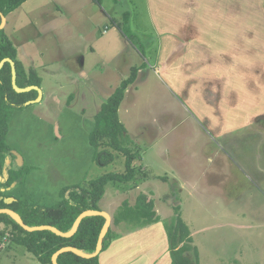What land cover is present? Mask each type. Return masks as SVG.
Here are the masks:
<instances>
[{"label": "rangeland", "instance_id": "rangeland-1", "mask_svg": "<svg viewBox=\"0 0 264 264\" xmlns=\"http://www.w3.org/2000/svg\"><path fill=\"white\" fill-rule=\"evenodd\" d=\"M240 1L25 2L13 16L15 25L22 28L18 36L28 40L21 50L16 49L17 59L28 71L45 66L38 70L44 78V98L22 109L9 108L6 143L15 158L9 157L6 165L29 170L5 193L11 200L17 196L31 204L53 206L39 195L59 184L53 182L55 169L45 161L58 158L61 148L70 150L77 120L91 121L98 104L106 102L124 78L132 75L128 70L134 65L142 72L137 74L136 86L130 85L125 93L120 120L141 136L136 152L148 150V160L163 166L161 170L145 167L144 173L140 160L132 162L135 178L146 177L144 189L149 194L151 189L152 198L138 190L141 182L135 188H131L133 182L107 185L99 206L111 215L116 241L102 258L118 251L120 264H170L164 222L171 224L178 213L190 230L199 264H264V0H244V5ZM236 11L243 19L239 23ZM225 14L228 19L220 18ZM186 15L187 32L194 33L191 44L197 48L196 63L184 71L181 68L176 84L177 72L166 68L181 64L172 51L187 40L172 35ZM163 32L168 39L164 41L168 49L161 57L165 69L157 60ZM77 59L85 60L87 86L73 81L72 75L81 66ZM77 91L85 99L72 104ZM54 93L60 104L51 99ZM150 114L158 118L157 124ZM57 126L62 138H57ZM151 127L155 145L144 139L151 137ZM91 147L94 153L84 147L75 153L90 158L82 179L73 185L127 173L125 158L119 154L107 166L94 164L96 150ZM130 148L134 150L132 144ZM164 154L169 162L162 158ZM155 174L162 178H152ZM182 179L190 192L186 199L174 183ZM141 194L154 202L162 222L142 230L124 222L115 225L114 215L123 203L134 206ZM5 231L9 229L0 224V235ZM0 264L41 263L25 247L3 237Z\"/></svg>", "mask_w": 264, "mask_h": 264}, {"label": "trees", "instance_id": "trees-1", "mask_svg": "<svg viewBox=\"0 0 264 264\" xmlns=\"http://www.w3.org/2000/svg\"><path fill=\"white\" fill-rule=\"evenodd\" d=\"M27 1L0 0V26L2 16L7 17ZM94 1L101 3L102 0ZM6 58L13 60L16 64L17 85L20 88L41 86V78L36 71H27L17 59V50L4 29L0 32V63ZM137 71V68H133L132 75L124 80L101 105L99 112L94 117L95 128L89 135L90 144L96 150L93 163L102 167L107 166L113 163L116 154H119L125 158L127 173L122 176L119 173L104 175L77 185L65 186L60 190V200L51 207H44L31 204L22 198H14L10 203L5 201L10 198L5 191L15 183H20L25 172L29 170L26 167L10 169L6 165L9 157L15 158L12 149L6 143L10 118L9 108H25L26 103L35 100L38 93L37 91L17 93L12 86L11 65L9 63L4 65L0 70V210L14 211L29 227L50 226L64 234H69L82 213L102 211L99 203L109 183L114 182L119 185L133 182L131 188L138 186L142 179L135 178L136 170L132 167V162L140 154L130 148V139L126 135V128L120 121L118 114L128 87L135 82ZM4 172H6V176H4ZM113 219L115 225L124 222L137 228L162 222L155 210L154 202L148 201L144 194L139 195L134 206L124 202ZM0 224H4L6 230L9 229L8 232L5 231L0 235V242L3 237H8L13 244L25 247L39 263L54 264L53 256L66 247L76 248L88 255L94 254L106 219L99 215L87 216L81 221L78 230L71 236H61L51 230L28 232L8 214H0ZM164 229L169 244L170 264H199V252L192 245L193 239L190 230L178 213L171 224L164 222ZM113 237V231L110 227L104 237L101 254L110 248ZM57 264L101 263L100 255L84 258L74 252H65L59 255Z\"/></svg>", "mask_w": 264, "mask_h": 264}, {"label": "crops", "instance_id": "crops-1", "mask_svg": "<svg viewBox=\"0 0 264 264\" xmlns=\"http://www.w3.org/2000/svg\"><path fill=\"white\" fill-rule=\"evenodd\" d=\"M92 1H94V0H92ZM240 2L243 5L245 3L244 0H241ZM229 7H228V9H229ZM252 9H253V7H252ZM17 10H16V12H17ZM16 12H14V13L12 12L10 15L7 16V18H6L7 19V23H6V26H5L4 29L6 30L7 28L9 29V27H10V29H9L10 31L8 32L9 39L12 42V44L16 47V49L19 50V48H20V50H21V47H23L28 42V40H26L24 37H19L18 36V33L22 30V28H20V26L18 24L15 25V20L16 19H13V16H14V14ZM235 14H238L237 20H238V23H239V20L242 19V18H241V16H239L238 11H236ZM248 15H249V10L247 11V16ZM220 18L228 19L227 18V14H225L223 16H220ZM187 19H188V15H186V17H184L183 22H181L179 24V26L177 27L176 31H174V34L172 35L173 38H182V36L183 37L185 36L186 38H184L183 40H185V41L187 40L186 41L187 44H185L183 47H180V49H173L174 52L172 51V53H175V54L179 55L178 58H181V64L180 65L173 64V65H170L169 68H166V70H172L173 73L177 72L176 73V78L174 79V82L176 84L179 83L180 72H182L181 71V68L184 71L185 69L189 68L192 64L196 63L197 48L194 47V46H192V44H191V41L194 39V37H193V34L194 33L190 34L189 32H187V29L190 26V24L188 23ZM31 23L32 22L28 23V25L29 26H32ZM170 29H172V28L171 27L168 28L169 31H170ZM160 37H161L162 42H161L160 52L158 54V57H157L158 59L157 60H158V66L159 65L161 66V64H162V67H160V68L161 69H165L164 63L163 62L161 63V57H162V53L168 49V45L166 44L167 42H164L165 40H168L167 39V32L161 33L160 34ZM165 44H166V46H165ZM25 52H26L25 55L27 57H29L28 56L29 53L26 50H25ZM25 55L22 56L23 59H26L27 58V57L25 58ZM181 55H183V56H181ZM184 58H186V59H184ZM77 63H79V65H81V66H79V70L72 75V76H74V80L73 81L76 82V83H80V85H77V86H87L86 85V82L89 81V75L83 69V67L85 65V60L84 59H81V61H79V59H77ZM185 65H186V67L183 68ZM42 67H45V66H43V65H41L39 67H36L35 66V69L34 70L36 71L37 75H38L39 68H42ZM130 68L133 69V68H138V67L137 66H134V65L133 66L131 65ZM131 69L128 70V74H130L132 72ZM44 71H47V69H44ZM141 72H142V68L138 69V71H137L138 77H139V74ZM55 73H57V72H55ZM137 74H136V77H137ZM75 75H78V77H76ZM80 77L85 81V83H84V81L81 82V78ZM129 77L130 76L125 77L124 80L128 79ZM43 82H44V78H41V86H40L41 89H42V83ZM132 85H134V87L136 86L134 83ZM43 96H44V92H43ZM109 97L110 96H108L106 98V100ZM51 99L53 101H55L56 103H59L60 104V99H59V97L55 93L53 94V96L51 97ZM76 99L78 100V102L79 101L82 102L85 99V96H84V94L80 95L79 92L77 91L76 93H74V97H73L71 103L73 104V102ZM71 103L69 105H67V106L70 107ZM121 105H122V103H121ZM121 105H120V107H121ZM100 108H101V106H99V104H98V106L96 108L98 112H99ZM150 115L152 116L151 117V120L155 124H157L158 123V118L155 115H153V114H150ZM93 117H95V116H93ZM93 117H90L92 119L91 121H89V120L88 121H83V120H80V119L77 120L78 125L75 128L74 136H73V139H72V147L70 148V150H65L67 147L64 150L62 148L61 149L59 148L60 149V154H59L58 158H54L52 160L45 161V164L46 165H50L51 166V169L52 168L55 169V171H56L55 173L56 174H55V177H54L53 182H57L58 183V181H59V184H58V188L57 189H54V190L48 189V190H42V192H39V195H43L40 199H42V198L45 199L46 198V202L51 201V203H53V205H54V204H56L60 200L59 192H60V190L63 187L76 184V183L80 182V180L82 179V174L84 173L83 170H84L85 167H87L89 165L90 155L86 154L85 157H82V156L75 155V153H77L78 151H80V149H81L80 147H84L87 150H89L90 152L93 151V153H94V149H92V147L90 145V141H89V135L93 131L94 127H95V122L93 120ZM119 119H120V108H119ZM122 124L126 128V135L130 139V143L134 146V150H135V148L138 149L136 142L141 138V136H139V135L137 136V134H134L130 130V128L127 125H125L123 122H122ZM148 132L150 133L151 137L146 138L144 136V139L148 143H151L152 140H153L154 141L153 144L155 145L157 142L155 141V138L152 136L153 127H151L148 130ZM56 134H57V138H62L61 137L60 127L59 126L56 127ZM8 136H9V129H8V134L6 135V142H7ZM56 148H58V147H56ZM69 151H72V153H70ZM136 151H138V150H135V152ZM150 152H152V151H150ZM147 153H149L148 150H146V151L145 150H142V152H140V158L139 159L137 158V161L140 160V162L142 164V167H143L142 170H141V172H144L145 171V169H144L145 167L152 168V169L156 168L157 170H161L163 165L157 164V163H155V161L148 160V154ZM162 158H164V159L167 160V157H166L165 154L162 156ZM72 162H75L77 165H74L71 168L70 165H71ZM151 176L154 179H156V178L161 179L162 178V176L159 175V174H155V175H151ZM145 178H143L144 180L141 181L140 187H138V190L139 189L140 190L142 189V190L145 191V189H144V186L146 184ZM178 179H180V178L178 177ZM174 183L177 184V189L183 195V197H185V199H186V197H189L190 196V192L187 191L188 190L187 189L188 188V184L185 182V180L182 179V180H179V181L174 182ZM15 185H16V183H15ZM53 192H55L56 194H53ZM148 192H149V189H147V191H145L143 193H145L146 195H148L149 198L150 197L152 198V195H151L152 191H151V189H150V192L151 193L149 194ZM167 193H169V192L167 191ZM46 194H52V195L49 196V195H46ZM155 194L156 195H159L157 190H156ZM163 196L166 197L167 195H163ZM16 198H18V197L16 196ZM166 198L171 199L172 197H170V198L169 197H166ZM158 224H160V223L152 224V225H156L157 226ZM146 227H151V225L146 226ZM146 227L141 228L140 230L147 229ZM164 231H165V229H164ZM135 233L136 232H132L130 234L133 235ZM131 235H129V236H131ZM166 236H167V234H166ZM115 241L116 240H114L111 243V246H110V248L107 251H105L102 254H100V263L101 264H104L105 261H114V262H116L115 264H120L121 263L119 261L120 260V257H119L120 252H118V251L115 252V253H112L114 255L107 257L105 260L102 258V257H104V255H106L107 253H110V251L113 250L111 248L114 245ZM167 241H168V239H167ZM168 250H169V244H168ZM114 251H116V250H114Z\"/></svg>", "mask_w": 264, "mask_h": 264}, {"label": "water", "instance_id": "water-1", "mask_svg": "<svg viewBox=\"0 0 264 264\" xmlns=\"http://www.w3.org/2000/svg\"><path fill=\"white\" fill-rule=\"evenodd\" d=\"M6 23H7V19L5 16H2V23H1V26H0V32L2 30H4L5 26H6ZM6 63H9L11 65V68H12V86H13V89L17 92V93H29V92H32V91H37L38 93V96L35 100H31L29 102L26 103V106H29L31 104H35V103H39L42 98H43V91L40 87H37V86H28V87H25V88H20L18 85H17V70H16V64L13 60L9 59V58H6L4 59L1 63H0V70L4 67V65ZM12 198H9V199H6L5 201L7 203H10L12 202L13 200H11ZM0 214H8L10 215L11 217H13V219H15L17 221V223L26 231L28 232H34V231H42V230H51L53 232H55L56 234L58 235H61V236H71L72 234H74L79 226H80V223L81 221L87 217V216H95V215H99V216H102L106 219V224L104 226V229L101 233V236L98 240V244H97V248H96V251L94 254L92 255H88V254H85L83 253L82 251L76 249V248H73V247H66V248H63L61 250H59L54 256H53V263L54 264H57V259L59 257V255H61L62 253H65V252H74L75 254L81 256V257H84V258H92V257H96L98 255L101 254V251H102V246H103V240H104V237L106 236L107 232L109 231V228H110V225H111V215L107 212H104V211H86L84 213H82L75 225H74V228L73 230L71 231V233L69 234H64L62 232H60L59 230H57L56 228H53V227H50V226H41V227H29L27 226L23 219L17 214L15 213L14 211L12 210H9V209H2L0 210Z\"/></svg>", "mask_w": 264, "mask_h": 264}]
</instances>
